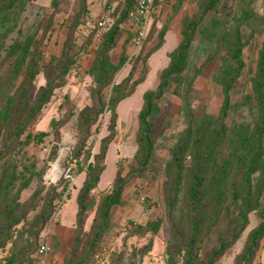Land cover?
Returning a JSON list of instances; mask_svg holds the SVG:
<instances>
[{
	"label": "rangeland",
	"instance_id": "1",
	"mask_svg": "<svg viewBox=\"0 0 264 264\" xmlns=\"http://www.w3.org/2000/svg\"><path fill=\"white\" fill-rule=\"evenodd\" d=\"M3 1L5 0H0ZM245 1L222 0L221 4L209 11L200 22L196 40L190 50L187 70L172 80L174 84L172 89L157 101L158 110L154 114L155 122L151 133L155 155L150 168L144 176H134L131 179L130 168L137 165L136 156L140 145L138 116L143 108L144 93L156 89L159 85L161 73L170 63V52L177 48L182 40V20L187 15L192 17L197 13L200 14L204 10L202 6L204 2L203 0H163L161 12L153 17L150 34L140 49H135L129 38V19L124 21L117 46L111 52V59L117 63L122 55L126 56V63L116 75L115 82H120L131 73L128 96L117 107L116 136L109 145L100 183L92 192L93 211H90L84 220V230L81 233L85 240L95 210L102 196L112 190L116 172L121 167L122 175L127 178V184L121 204L113 207L112 225L102 243L104 247L109 246L110 264H166L164 251L173 221L166 213L165 166L171 159L172 148L191 124L195 126L201 121L212 127L222 124L220 113L224 104V90L215 79L224 57L228 56L226 45L232 38L231 34L237 29L245 44L243 49L245 67L231 90L230 110L224 119L228 136L222 144L219 155L211 164L205 165L203 170L208 179L212 174L221 171L224 164L229 161L228 165L232 169L229 184L232 186V180L236 179L237 183L233 188L242 185L241 176L235 174L236 165H232L236 163V158H230L238 154L236 130L243 127L254 130L258 124L253 82L257 75L260 51L264 45V0L255 1L251 18L242 16ZM28 2L30 5L19 21L24 33L34 31L40 26L41 36L47 28L49 17L54 15V22L46 32L43 46V62H49L53 57L61 55L68 26L80 9V0H60V5L56 9L51 6V0H28ZM124 2L125 0L88 1V14L84 23L78 28L76 45L72 51L78 59V66L67 75V84L56 89L51 100L43 107L41 116L31 128L35 134L31 144L28 146L13 144L17 148L10 153L18 161V168L27 177L33 176V178L20 198L23 206L28 208L27 218L13 229L10 241L0 251V264H6V257L13 253L18 255L14 264H41L42 258L46 264H66L73 240L78 234L76 196L85 172L78 174L74 171L75 175L67 182L66 178L62 179L61 170L65 173L68 169L66 163L68 153L71 151L73 153L80 151L87 160L86 166L93 162L95 154L100 151L103 138L109 134V111L106 110L97 118V123L90 127L89 134L81 129L79 114L82 109L86 108L90 111L96 106L91 96L94 84L88 69L102 40V33L120 19ZM165 26L168 30L162 38L163 43L157 48L161 41L160 31ZM15 35L16 32L12 36ZM20 81L21 79L9 87V92L13 93ZM45 83L44 71H41L30 92L31 101L37 98L40 88ZM2 95L3 93H0V101ZM53 121H60L62 124L54 126ZM41 131L47 133L46 136H38ZM24 138L25 136L21 137ZM262 145L264 147V138ZM4 149L5 144L0 140V152ZM188 160L190 162V156ZM192 167L193 165L189 163L185 170L182 191L174 216L176 219H179L184 212L186 184ZM46 177L53 181H47ZM257 180L256 177L252 179L251 204H259L260 207L262 206L261 209H264V192L260 198H257ZM63 183L67 184L66 192L59 200L52 218L43 228L39 238L34 239L31 222L35 221L52 187L58 186L60 190ZM69 189L70 194L66 197ZM240 202V199L233 202L230 198L228 216L204 241L200 249L201 257L217 251L221 244L220 238L228 240L234 235L235 230H232V227H234V217L241 210ZM5 203L6 199L1 194L0 212ZM259 211L260 209L253 210L247 214L246 228L234 243L226 246L215 264L236 263L237 256L245 250L249 234L262 221ZM159 218L163 219V224L157 235L135 234L134 224L144 225ZM43 239H48V251L41 255L37 250ZM150 242H152L151 248L143 254L142 248ZM252 264H264V239L255 252Z\"/></svg>",
	"mask_w": 264,
	"mask_h": 264
},
{
	"label": "trees",
	"instance_id": "2",
	"mask_svg": "<svg viewBox=\"0 0 264 264\" xmlns=\"http://www.w3.org/2000/svg\"><path fill=\"white\" fill-rule=\"evenodd\" d=\"M88 1L80 0V9L72 17L68 26V32L63 43L61 55L53 57L49 62H43L44 42L47 30L52 27L54 15L50 16L47 28L39 35L40 26L34 31L24 33L19 21L27 10L30 3L28 0H5L0 2V93H3L0 101V140H3L5 149L0 152V195H4L6 203L0 212V251L4 249L12 237L13 229L27 218L28 208L20 201L22 192L30 185L33 176L27 177L18 168V161L10 152L16 151V145L28 146L35 138L31 128L37 123L41 116L43 107L51 100L56 89L67 84V75L78 66V59L72 53L77 40L79 26L84 23L88 14ZM222 0H203L204 10L195 16L187 15L182 20V40L177 48L169 54L170 63L161 73V81L156 89L144 93L143 108L139 112V137L140 143L137 151V165H133L129 171V178L144 176L150 168L155 155L154 140L151 135L155 122L154 114L158 110L157 101L166 94L174 84L172 80L181 76L187 70L190 50L196 40L200 22L207 16L208 12L214 10L221 4ZM256 0H246L245 8L242 9L244 18H251ZM60 0H51V6L59 7ZM136 6V0H125L121 11V17L109 29L102 33V40L97 48L94 60L88 69V74L93 79L91 96L96 105L93 110L82 109L79 114L81 129L89 134L90 127L97 123V118L106 110L110 112L108 124L109 134L103 138L100 151L95 154L94 161L86 166V158L80 151H71L66 165L72 159L78 160L75 167L71 168L78 174L85 172V177L80 185L76 196V225L78 234L74 238L69 257L66 264H93L95 255L102 251L103 240L112 225L113 207L120 205L123 191L127 184V178L122 175L120 167L116 172L112 190L104 194L95 210L91 228L85 240L81 236L84 230V220L90 211H93L92 192L100 183L102 173L105 170L109 145L116 136L118 123L117 107L127 96L130 85L131 73L120 82H115L116 75L126 63V56L122 55L117 63L111 59V52L116 48L118 37L122 33V25L129 19L130 12ZM179 8V7H178ZM176 8V10L178 9ZM157 13L153 14V17ZM152 26V24H151ZM19 27V28H18ZM152 28V27H151ZM151 30V29H150ZM168 27L160 31L157 48L161 46L162 38L166 35ZM16 32V35H12ZM148 32L147 37L149 36ZM129 38L133 43L135 33L130 31ZM226 45L228 56L224 57L220 66L219 74L215 81L222 85L224 90V104L221 108V125L212 127L209 124H192L182 134L178 142L172 148L171 159L166 167V181L164 182V196L166 202V213L172 219L171 233L166 245L164 256L166 264H215L219 255L226 246L234 243L244 231L247 225V214L253 210L260 209L262 221L249 234L245 250L237 256L235 264H252L255 252L259 249L264 239V209L259 204L252 202V179L257 180V198L264 192V45L260 51L257 75L253 82V91L258 110V124L256 129L241 128L236 130L237 156L235 174L242 178V185L233 188L237 183L232 180V169L228 162L224 164L221 171L212 174L208 179L204 173V166L211 164L219 155L222 144L228 136V129L224 125V119L230 110L231 90L241 75L245 62L243 59L244 42L240 31L237 29ZM9 39H11L9 41ZM147 39V38H146ZM90 40V39H89ZM146 41V40H145ZM89 42V41H88ZM44 71L46 83L39 90L37 98L30 99V92L35 85L38 75ZM21 79L16 90L11 93L9 87ZM54 126H60L62 122L53 121ZM47 133L41 131L38 136L44 137ZM25 136L24 139L21 137ZM7 147V148H6ZM191 160L189 162L188 157ZM193 165L189 173V181L186 189V203L184 212L179 219L175 213L178 207L180 192L182 191L185 170L188 164ZM86 166V167H85ZM86 170H85V169ZM257 174V176L255 175ZM255 175V176H254ZM62 179L70 178L66 173ZM69 179V180H68ZM62 189L54 186L42 206L35 221L31 222L34 239H38L43 228L46 227L62 195L66 192L67 184L63 183ZM232 187V189H230ZM70 194V189L66 197ZM235 202L240 199V213L234 217V235L228 240L220 238V247L210 255L200 256V249L204 241L209 238L213 231L220 225L222 220L228 216L229 200ZM163 219L148 221L144 225L134 224L135 234L152 233L157 235ZM238 226V227H237ZM44 238H46L44 236ZM43 239L41 243L44 241ZM83 245V248L81 246ZM152 242L145 245L143 254L151 248ZM37 250V251H38ZM6 264H14L18 255L13 253L6 257Z\"/></svg>",
	"mask_w": 264,
	"mask_h": 264
},
{
	"label": "built area",
	"instance_id": "3",
	"mask_svg": "<svg viewBox=\"0 0 264 264\" xmlns=\"http://www.w3.org/2000/svg\"><path fill=\"white\" fill-rule=\"evenodd\" d=\"M162 5L163 0H136V6L129 14V21L131 23L132 31L135 33L133 41L135 49H140L143 46L152 24L153 14L160 11ZM69 156L70 152L68 153V157ZM78 160L81 161L82 157L80 159H72L68 162V169L65 172L67 177L72 178L71 168L76 165ZM48 171L46 174H48ZM46 179L47 181H53L49 180L47 177ZM47 251L48 239H45L41 243L38 252L39 254L44 255L47 253ZM41 264H46L43 258L41 260ZM93 264H110L109 246L103 247L102 251L95 255Z\"/></svg>",
	"mask_w": 264,
	"mask_h": 264
},
{
	"label": "crops",
	"instance_id": "4",
	"mask_svg": "<svg viewBox=\"0 0 264 264\" xmlns=\"http://www.w3.org/2000/svg\"><path fill=\"white\" fill-rule=\"evenodd\" d=\"M158 12H161V10L158 11ZM158 12H157V13H158ZM129 22H130V21H129ZM128 26H129V28H130V31H132L131 23H128Z\"/></svg>",
	"mask_w": 264,
	"mask_h": 264
},
{
	"label": "bare ground",
	"instance_id": "5",
	"mask_svg": "<svg viewBox=\"0 0 264 264\" xmlns=\"http://www.w3.org/2000/svg\"><path fill=\"white\" fill-rule=\"evenodd\" d=\"M64 145H65V144H64ZM64 145H63V146H64ZM67 146H68V145H67ZM69 147H70V146H69ZM64 151H65V150L63 149V152H64ZM68 152H69V151H68ZM59 153H60V152H59ZM61 153H62V152H61ZM61 172H63V170H61ZM59 173H60V172H59Z\"/></svg>",
	"mask_w": 264,
	"mask_h": 264
}]
</instances>
